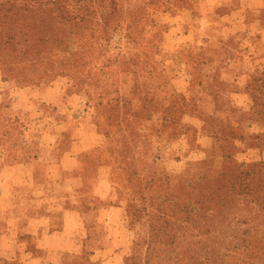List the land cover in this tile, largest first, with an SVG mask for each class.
Masks as SVG:
<instances>
[{
	"label": "rangeland",
	"instance_id": "374dc122",
	"mask_svg": "<svg viewBox=\"0 0 264 264\" xmlns=\"http://www.w3.org/2000/svg\"><path fill=\"white\" fill-rule=\"evenodd\" d=\"M113 1L117 3V18L120 16L119 9L122 11V0ZM150 1L148 13L157 26L149 35L140 28L137 31L140 34H135L136 42L132 47L124 46L121 31L116 29L109 35L101 36L94 31L95 26H91L77 58L69 56L68 50L78 52V42L73 38L66 43L65 37L59 48L56 44L41 42L29 49L25 56L15 60L11 55L13 52L19 55L20 45L16 41L5 44L2 40L0 54L6 56H0V129L9 120L15 128L21 130L22 127V131L38 133L37 129L53 123L54 116L62 113L53 111L52 103L48 100H52L60 90H65L77 101L73 103L76 117L97 126L102 135L101 145L108 146L110 143L106 133L114 138L125 134L127 122L123 123V117L129 110L125 107V100L137 99L133 107L134 114L140 117V124L135 130L141 128L143 137L135 149L141 153L144 162H137L131 167L127 159L126 163L120 165L132 179V183H128L123 171L116 170L115 180L121 187L133 186L136 181L144 186L147 174L152 176L153 171L163 181L166 176L175 177L194 168V174L202 172L207 177L215 176L216 172L219 177L223 171L226 178L240 172L243 176L247 170H254L264 179V85L256 83L258 86H255L252 101L245 95L251 73H258L256 78H264V44L259 39L260 35L251 34L252 29L239 32L243 34V46H246L247 51L232 64L237 68L242 67L247 77L243 79L244 73L239 72V80H243L235 82L237 92L231 93L227 83L220 81L223 74H219L215 81L212 79L217 78L214 71H205L202 66L197 71L196 66H193L198 60L201 63L204 55L199 44L189 41L186 35L192 22L185 9L190 0H176L175 10L171 0ZM164 9L171 10V14L163 13ZM0 19L4 20V16L0 15ZM34 31L38 38L39 31L44 30L35 26ZM107 38L110 40L106 41ZM96 40L111 52H124L127 57H120L117 67L100 68L102 59L106 61L107 56L100 50ZM84 50L86 52L82 56ZM23 78L26 80L22 81ZM20 88H24V91L21 92ZM42 90L46 96H39L29 108L28 100L32 99L29 97L38 95L37 91ZM240 103L241 107L237 105ZM63 109H66L65 106ZM18 138L16 130L8 137L12 139L10 142L16 143L20 142ZM98 148L83 155V161L88 162L95 156L101 149ZM202 162L207 165L201 169L193 165ZM3 166L0 159V264L59 262V257L39 250L34 252L31 262L27 261L31 254L23 253L26 244L11 234L15 220L11 218L8 207L18 183L19 169L11 170ZM144 167L148 170L145 175L142 173ZM134 171L139 173L137 177L133 176ZM244 182L247 183V176ZM120 192L117 202L121 208L113 221L112 237L102 238L107 243H101V239L87 243L82 254L71 255L65 264H125V258L136 253V239L141 237L145 242L149 237H154L156 231L146 217H135L136 210L150 204V201L141 203L129 191L122 189ZM238 203H229L232 214L227 218L233 224L232 230L227 231L223 226L217 236L191 237L194 241L192 255L195 264L202 257L200 247L212 248L214 257H217L227 245L233 247L240 242V245L247 246V239L262 237L253 218L257 212H249L247 202L240 204L241 208H235ZM222 217L216 218V222L224 223L227 218ZM198 233V228L193 230V236ZM186 236L189 237L188 234ZM198 240H202V243H197ZM105 244L111 250L99 251ZM145 249L146 244L142 246V253H145ZM183 252L182 249L180 254ZM186 254L190 256L189 252ZM252 263L244 247L232 252L225 262Z\"/></svg>",
	"mask_w": 264,
	"mask_h": 264
},
{
	"label": "trees",
	"instance_id": "16d2710c",
	"mask_svg": "<svg viewBox=\"0 0 264 264\" xmlns=\"http://www.w3.org/2000/svg\"><path fill=\"white\" fill-rule=\"evenodd\" d=\"M171 1L174 2L172 5L175 10L176 0ZM246 1L252 7H249L247 18L252 21L257 20V16H259L261 22H264V9L259 12L253 8L258 1ZM151 3L150 0H122V11L119 9L120 16L115 18L117 3L113 0H0V15L4 16V20L0 19V50L2 40L5 44L16 41L21 47L19 55L16 52L11 55L16 60L25 56L29 53V49L41 42L53 43L59 48L66 37V43L72 41L73 38L78 42L80 47L78 52L72 53L68 50L69 56L77 58L85 39L88 38L91 26H95L94 31H97V35L101 36L109 35L117 29L121 31L125 40L124 46H134L135 34H140L137 32L140 28L149 35V32L157 26V23L150 18L148 13ZM240 3L241 0H234L232 4L217 7L213 11L215 23L204 32L201 31L198 21L201 12L206 8L204 2L190 0L185 6L190 8L193 14L192 22L189 23L190 28L187 31L188 39L197 42L202 47L204 55L201 63L198 60L193 66H196L197 71H200L201 66L205 71H214L217 78L212 77V79L215 81L218 80L219 74H223L224 77L220 78V81H223L224 84L227 83L231 93L237 92L235 82L241 77L239 72L246 73L242 67L237 68L232 63L238 58H242V54L246 53L247 48L243 46V34L230 31L228 24L223 22L220 16L229 8L240 5ZM163 13L171 14V10L164 9ZM35 26L44 30L39 31L38 38H36V31H34ZM199 38H203L205 44H201L198 41ZM109 40L106 39V41ZM96 42L101 44L99 40ZM14 50L12 49V51ZM100 50L107 56L106 61L102 59L103 64L100 68L105 66L117 67L120 57L122 59L127 57L124 52H111L103 44L100 45ZM85 52V50L82 51L81 55L84 56ZM0 56L4 58L6 55L0 54ZM108 62L109 64H105ZM257 74L255 72L250 74V82L246 88L251 101L255 96V86H258L256 83L259 82V84L264 85V78H256ZM25 80L22 79V81ZM20 89L23 90L24 88ZM214 96H216L215 92ZM135 100L137 99L127 98L125 100L127 106H124L129 108L125 113L128 117L127 115L123 117V123L127 122L125 134L120 138H114L106 133L110 144L108 146L106 144L95 156L91 157L90 164L82 167L83 173L89 180L87 183L88 190H93L96 184L92 180L93 169L101 164L110 165L111 195L106 203H117L122 189L129 191L141 203L145 200L150 201V204L136 210L135 217H146L149 225L156 233L154 237H149L145 242L141 237L136 239L134 243L136 253L127 256L124 260L125 264H182L183 262L195 264L192 255L194 251L192 243L194 241L191 237L217 236L220 227L223 226L227 228V231L232 230L233 224L228 221L227 217L232 214L229 203L233 201L239 202L235 208L239 209L241 208L240 204L247 202L248 211L255 210L257 212L253 218L256 229L262 232V237L247 239V246L240 245V242L233 247L227 245L217 257H214L215 253L212 248L200 247L202 257L198 258L196 263L225 264L232 252L244 247L247 250V258L254 262L252 264H264V179L254 170H247V174H243V176L240 172L231 178H226L222 171L219 179L217 172L215 176L207 177L202 172L194 174V168L175 177L166 176L163 181L153 171L152 176L147 174L148 179L144 186L137 184L139 182L136 181L133 186H122L123 188L118 180H115L117 179L116 170H122L125 180L132 183V179L128 177L129 174H126L127 170L121 168L120 165L126 163L128 159L131 167H134L137 162L144 160L143 157H140L141 153L135 149L139 147L143 137L140 133L141 128L138 127L135 130V127L140 124V117L134 114ZM33 103V101L29 102L28 106ZM237 105L241 107L242 103ZM52 110L55 111L54 108ZM14 130L17 131V135L20 137L17 140L20 139V142H10L12 139H8ZM41 137L39 132L22 131V127L21 130L15 128L9 120H6L0 129V159L3 167L31 163L41 151L38 145ZM118 144L120 145L118 146ZM193 165H196V169L198 167L201 169L207 164L202 162ZM145 168L142 169L144 175L148 172ZM138 174L137 171H134L133 176L137 177ZM246 176L247 183L244 182ZM220 181L223 182L222 185ZM26 187L27 184L24 182L23 176H20L17 196ZM17 200L19 201L18 198ZM16 213L19 214L20 211L17 210ZM9 214L12 218V211ZM222 216L227 218L226 221L217 223L216 218H223ZM197 228L199 233L193 236V230ZM187 234L189 237L186 236ZM197 243L201 244L202 240H198ZM144 244H146V249L145 253H142ZM104 247L109 248V245L105 244L101 248ZM182 249L185 254L184 252L180 254ZM187 252L190 253V256L186 254Z\"/></svg>",
	"mask_w": 264,
	"mask_h": 264
},
{
	"label": "crops",
	"instance_id": "0c3cea01",
	"mask_svg": "<svg viewBox=\"0 0 264 264\" xmlns=\"http://www.w3.org/2000/svg\"><path fill=\"white\" fill-rule=\"evenodd\" d=\"M200 1L206 6L198 17L200 29L204 32L215 23L213 11L219 6L232 4L234 0ZM257 1L253 8L261 12L264 2ZM249 7L251 5L246 0H241L240 5L229 8L220 18L234 33L252 29L251 34H259V39L264 44V23L259 16L252 21L247 18ZM185 9L192 19V10L188 7ZM186 35L189 38L187 33ZM202 39L199 38L198 41L205 44ZM245 77L247 74L243 75V79ZM20 91L23 92L24 89ZM37 93L38 95L29 97L32 100L29 99L28 103H35L39 96H46L44 90ZM245 95H248L247 92ZM48 101H51L52 109L62 113L54 116L53 123L37 129L42 135L38 142L41 149L39 155L31 163L7 167L11 170L19 169L18 183L8 207L15 220V226H12L10 232L13 237H18L26 244L23 253L31 254L27 261L31 262L34 252L39 250L59 257V262L55 264H65V260L71 255L82 254L87 243L97 239H101V243H107L102 238L112 237L113 221L121 207L118 202L106 203L111 195L110 165L101 164L93 169L92 180L96 182L93 190H88L89 180L82 171V167L91 162V158L88 162L83 161V155L104 147L101 145L102 135L97 126L76 117L73 103L77 101L65 90H60L58 95ZM20 176H23L27 187L17 196ZM17 210L20 211L19 214L16 213ZM109 250L110 247L99 248L101 252Z\"/></svg>",
	"mask_w": 264,
	"mask_h": 264
}]
</instances>
